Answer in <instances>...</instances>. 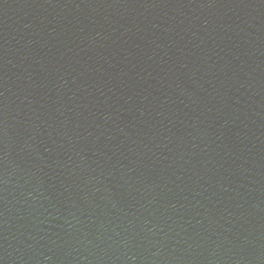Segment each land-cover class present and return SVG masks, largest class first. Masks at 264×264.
Masks as SVG:
<instances>
[{
    "label": "water",
    "instance_id": "obj_1",
    "mask_svg": "<svg viewBox=\"0 0 264 264\" xmlns=\"http://www.w3.org/2000/svg\"><path fill=\"white\" fill-rule=\"evenodd\" d=\"M0 264H264V0H0Z\"/></svg>",
    "mask_w": 264,
    "mask_h": 264
}]
</instances>
